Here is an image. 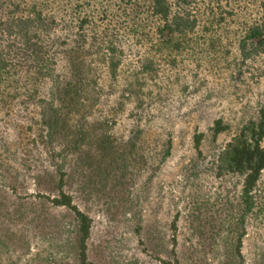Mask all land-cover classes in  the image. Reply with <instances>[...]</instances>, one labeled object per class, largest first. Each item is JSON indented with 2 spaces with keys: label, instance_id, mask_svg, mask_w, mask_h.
Listing matches in <instances>:
<instances>
[{
  "label": "rangeland",
  "instance_id": "374dc122",
  "mask_svg": "<svg viewBox=\"0 0 264 264\" xmlns=\"http://www.w3.org/2000/svg\"><path fill=\"white\" fill-rule=\"evenodd\" d=\"M172 2L195 15L193 30L161 34L150 0H0L19 73L0 100V264H73L71 215L48 198L58 166L92 219L95 264H163L172 250L222 264L233 183L213 161L264 105V51L246 38L264 0ZM34 44L51 77L33 78ZM218 118L228 127L213 139ZM241 251L244 264L262 261L258 221Z\"/></svg>",
  "mask_w": 264,
  "mask_h": 264
},
{
  "label": "trees",
  "instance_id": "16d2710c",
  "mask_svg": "<svg viewBox=\"0 0 264 264\" xmlns=\"http://www.w3.org/2000/svg\"><path fill=\"white\" fill-rule=\"evenodd\" d=\"M172 1L150 0L151 14L161 22L159 32L162 34L166 31L167 34L173 35L185 34L193 30L197 24L195 15L179 8L180 5H177L173 10ZM19 23L21 27L28 25L26 20ZM39 28L36 27L35 30L40 32ZM5 34L7 32L4 30L0 33V100L15 94L12 92H15L17 87L12 91L10 90V85H16L18 81L14 77L19 74L16 71L18 69L17 56L12 52L11 48H8L7 43L5 44ZM246 36L247 40L257 48L258 52L264 51V22L251 25L247 29ZM35 47L36 45L34 44L29 49L31 60L35 63L32 70L33 78L40 80L51 77L52 70L50 63L46 59L47 53ZM55 126L56 121L54 119L48 123L50 131L54 130ZM227 127L228 125L223 123L222 119L214 120L213 125L210 127L211 137L215 139ZM263 138L264 105L260 108L256 117L248 119L241 125L238 133L227 143L225 149L219 151L213 161L216 174L228 176L233 183L231 186L233 192L225 200L224 210L227 212V218H225L227 233L223 237L224 244L222 248H224V252L222 264H244L245 257L241 251L242 238L247 233L248 225L258 221L264 227V185L260 184L262 172L264 171V147L261 144ZM201 140L202 133L194 134L193 146L198 154H200ZM56 172L58 174V191L53 197L48 198L53 206H63L71 215V220L68 223L69 238L66 246L72 257V263L95 264L88 258L87 253V240L90 236L92 219L73 203L70 194L63 191L65 173L62 167H56ZM214 247L218 251L219 245L216 244ZM171 253L172 257L168 255L166 259H161L163 264H192L195 263L197 258L196 252H191L182 259L178 258L173 250ZM263 259L264 256L260 264H264Z\"/></svg>",
  "mask_w": 264,
  "mask_h": 264
}]
</instances>
